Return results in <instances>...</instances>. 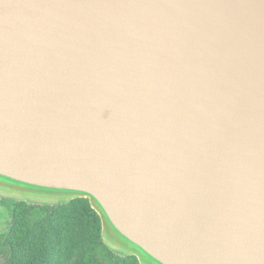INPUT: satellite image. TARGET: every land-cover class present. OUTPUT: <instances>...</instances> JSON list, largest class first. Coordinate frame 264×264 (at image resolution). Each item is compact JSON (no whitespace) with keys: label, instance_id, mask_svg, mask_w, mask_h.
I'll use <instances>...</instances> for the list:
<instances>
[{"label":"water","instance_id":"obj_1","mask_svg":"<svg viewBox=\"0 0 264 264\" xmlns=\"http://www.w3.org/2000/svg\"><path fill=\"white\" fill-rule=\"evenodd\" d=\"M0 177L159 264H264V0H0Z\"/></svg>","mask_w":264,"mask_h":264},{"label":"trees","instance_id":"obj_2","mask_svg":"<svg viewBox=\"0 0 264 264\" xmlns=\"http://www.w3.org/2000/svg\"><path fill=\"white\" fill-rule=\"evenodd\" d=\"M71 193L78 197L53 206L8 202L12 219L1 243L0 264H139L103 242L100 214L106 216L97 202Z\"/></svg>","mask_w":264,"mask_h":264},{"label":"rangeland","instance_id":"obj_3","mask_svg":"<svg viewBox=\"0 0 264 264\" xmlns=\"http://www.w3.org/2000/svg\"><path fill=\"white\" fill-rule=\"evenodd\" d=\"M76 197L78 195L71 192L39 188L0 177V247L11 225V209L7 206L8 202L21 201L27 204L53 206L67 204ZM81 197L91 203L87 197ZM100 216L101 238L112 252L119 256H134L139 264H159L122 237L107 218L101 214Z\"/></svg>","mask_w":264,"mask_h":264}]
</instances>
